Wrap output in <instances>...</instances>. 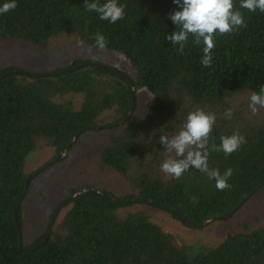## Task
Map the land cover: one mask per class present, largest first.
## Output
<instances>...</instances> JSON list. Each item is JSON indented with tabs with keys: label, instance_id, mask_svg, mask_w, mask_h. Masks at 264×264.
Here are the masks:
<instances>
[{
	"label": "trees",
	"instance_id": "16d2710c",
	"mask_svg": "<svg viewBox=\"0 0 264 264\" xmlns=\"http://www.w3.org/2000/svg\"><path fill=\"white\" fill-rule=\"evenodd\" d=\"M5 2L0 0V6ZM16 3L14 10L0 14V39L43 48L51 37L64 36L97 48L94 37L100 33L107 41L105 50L124 56L136 77L96 61L68 70L82 62L73 61L53 75L17 66L0 68V264H264V224L245 226V231L227 234L215 247L197 249L178 243L146 211L121 214L136 202L129 199L138 197L169 207L195 223L221 219V214L243 205V199L264 179V117L258 112L253 115L249 108L251 92L264 85V12H249L239 8L240 0H234L247 28L217 33L212 67H204V45H194L191 35L183 54L165 39L176 30L169 13L181 10L173 0H119L127 7L124 19L115 24L85 10V0ZM121 75L133 81L135 102L138 88L150 94L146 114L138 115L135 105L121 131L97 152L90 170L94 175H117L132 195L119 197L89 184L97 191L82 192L63 205L66 209L53 222L43 245L27 249L39 243L48 228L20 249L12 211L31 182L25 187L33 172L24 173L25 157L41 143L55 153L70 150L78 131L104 125L105 112L109 123L122 119L132 99L129 83ZM76 96L78 105L73 100ZM239 96H246L248 102L237 103ZM197 107L217 117L209 146H219L221 136L237 130L247 140L231 155L210 151L209 168L221 174L233 170L228 180L231 187L224 191L195 168L178 179L160 168L166 159L160 135L178 132ZM229 108L234 109L231 119L225 117ZM171 215L190 226L181 216ZM17 221L22 228L21 205Z\"/></svg>",
	"mask_w": 264,
	"mask_h": 264
},
{
	"label": "rangeland",
	"instance_id": "374dc122",
	"mask_svg": "<svg viewBox=\"0 0 264 264\" xmlns=\"http://www.w3.org/2000/svg\"><path fill=\"white\" fill-rule=\"evenodd\" d=\"M73 61H96L112 65L136 77L135 68L121 54L110 50H101L85 43H73L64 36L51 37L46 46L41 48L16 39H0V68L17 66L32 72H48L58 70ZM136 113L146 114V103L150 94L144 88L136 90ZM78 105L80 97L73 98ZM237 103L248 102L246 96H239ZM258 113L264 117V108L258 106ZM104 124H108V113L103 114ZM121 131V126L104 129H89L80 134L74 146L67 151L61 160L51 164L39 172L30 182L21 203L23 226V243L32 244L48 228V222L53 208L64 197L70 194L73 187L79 188L93 184L98 188L112 191L119 197L132 195L123 179L117 175H96L90 170L91 162L105 142ZM54 150L44 144L27 154L24 160V173L38 169L56 156ZM90 178V181L87 179ZM61 208L54 221L61 218ZM133 210L146 211L150 220L168 233H171L178 243L190 247L212 248L221 243L227 234L245 231V226L255 228L264 224V185L251 195L243 205L226 218L216 219L206 223L201 228L185 226L174 219L170 213L144 202H135L122 209V215ZM199 251V250H196ZM195 251V252H196ZM192 252L189 254H194Z\"/></svg>",
	"mask_w": 264,
	"mask_h": 264
},
{
	"label": "clouds",
	"instance_id": "9594fccd",
	"mask_svg": "<svg viewBox=\"0 0 264 264\" xmlns=\"http://www.w3.org/2000/svg\"><path fill=\"white\" fill-rule=\"evenodd\" d=\"M173 3L181 10L169 13L168 18L176 26V30L165 39L171 45H178L177 51L181 54L189 42V36L193 37L194 45H204L201 64L204 67H212V51L216 47L215 39L217 33L225 35L247 28L244 16L234 4V0H173ZM17 7L16 0H7L0 6V14H5ZM126 5L120 4L119 0H85L84 8L95 12L100 20L115 24L124 19ZM239 8L247 9L249 12H264V0H240ZM98 49H105L107 41L104 35L97 33L94 37ZM78 44L82 41H78ZM249 108L253 115L257 114L258 107L264 108V85L259 86V91H252L249 97ZM234 109H227L225 117L231 119ZM216 114L197 107L188 113L186 122L180 130L169 136L167 133L160 135L159 143L165 148L166 159L160 168L165 174L180 178L190 168L206 174L209 179L215 180V187L219 191L229 189V178L233 170L228 168L223 174L219 169L209 168L208 158L210 151H223L225 155H231L247 143L244 135L238 130L230 136H221L220 145L212 143L209 146V138L216 123ZM193 203L198 202L196 197H191Z\"/></svg>",
	"mask_w": 264,
	"mask_h": 264
},
{
	"label": "water",
	"instance_id": "95a60500",
	"mask_svg": "<svg viewBox=\"0 0 264 264\" xmlns=\"http://www.w3.org/2000/svg\"><path fill=\"white\" fill-rule=\"evenodd\" d=\"M89 63H95V61H82L80 62L79 64L71 67V68H68V70L70 69H76V68H79L80 66H84L86 64H89ZM60 71H48L46 72V74L48 75H53V74H57L59 73ZM116 74L120 75L118 72H115ZM121 77H123L128 83H129V88H130V94H131V99H132V104L128 110V112L126 113V115L116 121L115 123H109V124H104V125H94V126H91L89 128H85V129H82L80 131H78L72 138V140L70 141L69 145L71 144H74L78 138V136L83 133V131H86L88 129H104V128H109V127H113V126H118V125H121L122 123H124V121H126L127 119L130 118L131 114L133 113L134 111V108H135V105H136V102H135V90H134V83L133 81L125 76V75H121ZM68 151V148H64L62 151L58 152L56 154V156L54 158H52L50 161H48L47 163L43 164L41 167H39L38 169L34 170L32 173H30L26 180H25V187H27L29 181H31L40 171H42L43 169L45 168H48L51 164L61 160V158H63L66 153ZM264 185V179L261 181L260 184L257 185V187L251 191L250 193V196L253 195L260 187H262ZM88 190H93V191H97L94 187L90 186V185H85L83 187H79V188H76V187H73L72 188V192L70 193L69 196L67 197H64L63 199H61L58 204L53 208L52 210V213L50 215V220L48 222V230H47V233L45 234V236L41 239V241L33 246H30L28 247L27 249H33V248H37L41 245H43L46 241H47V238L49 237V234H50V229H51V226L55 220V216L56 214L58 213V211L61 209V207L63 205H65L68 201L72 200L74 197H76L78 194L82 193V192H85V191H88ZM250 196H246L243 201L241 202V204L243 202H245ZM115 200H121V199H116L114 198ZM22 200H23V197H21L14 205L13 207V211H12V218H13V223H14V226H15V229L17 230V233H18V247L20 249H23V239H22V231H21V227L19 225V222L17 221V210L19 209L21 203H22ZM128 200V199H127ZM131 201H136V202H145L147 204H150L152 206H155L157 208H160L164 211H167L168 213H171V214H176V215H179L181 216L182 218H184L191 227H194V228H201L203 227L206 223L210 222V221H213L215 219V217H210V218H205L203 219L200 223H195L189 219L186 218V216H183L182 214H180L179 212L169 208V207H164V206H159L158 204L156 203H153L149 200H143L142 198H138V197H135V198H131L129 199ZM122 201H126V200H123ZM236 210V208L232 209V210H229L228 212H225L223 214H221L219 217L220 218H226V217H229L231 216L234 211Z\"/></svg>",
	"mask_w": 264,
	"mask_h": 264
},
{
	"label": "bare ground",
	"instance_id": "6f19581e",
	"mask_svg": "<svg viewBox=\"0 0 264 264\" xmlns=\"http://www.w3.org/2000/svg\"><path fill=\"white\" fill-rule=\"evenodd\" d=\"M118 126H119V125H118ZM46 163H47V162H46ZM45 169H46V168H45ZM40 172H41V171H40ZM29 182H30V181H29ZM69 195H70V194H69ZM69 195H68V196H69ZM66 197H67V196H66Z\"/></svg>",
	"mask_w": 264,
	"mask_h": 264
}]
</instances>
